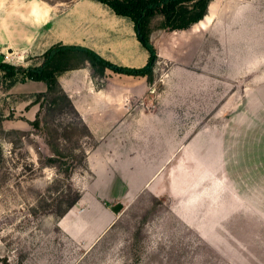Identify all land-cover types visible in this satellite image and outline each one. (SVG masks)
<instances>
[{
	"label": "rangeland",
	"instance_id": "1",
	"mask_svg": "<svg viewBox=\"0 0 264 264\" xmlns=\"http://www.w3.org/2000/svg\"><path fill=\"white\" fill-rule=\"evenodd\" d=\"M37 6L51 21L15 39ZM205 16L201 30L150 21L149 76L66 59L98 85L118 74L132 115L100 126L106 139L86 137L57 90L39 96L40 81L8 85L0 71V264H264V0H211ZM66 17L79 39L100 23L118 46L140 44L128 17L95 0H0V62L40 65L47 29ZM74 190L84 194L75 220L102 205L113 223L67 235L56 214Z\"/></svg>",
	"mask_w": 264,
	"mask_h": 264
},
{
	"label": "crops",
	"instance_id": "2",
	"mask_svg": "<svg viewBox=\"0 0 264 264\" xmlns=\"http://www.w3.org/2000/svg\"><path fill=\"white\" fill-rule=\"evenodd\" d=\"M20 10L26 11L25 7L20 8ZM29 11L30 15L25 20H20L18 28L15 29L14 38L17 40H23L28 31L35 28L36 30L41 29L51 21L49 19L52 13L44 6H37ZM102 26L99 23L98 27L84 29L82 38L79 39L75 35L72 17H66L61 22H53L51 27L47 29L45 40L50 44L44 51L58 43L64 45L75 44L87 47L105 60L117 65L118 52L125 56L122 58L125 62H120L119 65L141 67L147 62L148 52L140 44L138 46L128 44L118 46V36L115 37L116 39L114 38L115 41H112L111 38L107 39L108 37L105 38L100 29ZM9 50L11 49L9 48ZM104 73L106 83L103 85H98L93 81L91 69L85 66L64 71L57 77L61 89L69 98L82 123L87 126L92 135L95 134L101 139H106V136L100 133V126H104V128L118 126L119 119L129 118L132 115L129 106L125 104L124 97L118 95L121 93V90H118V74L106 71ZM35 83L44 85L42 82ZM91 155L87 152L85 162L87 167L93 171ZM83 196L82 193L78 202L61 217L59 222L60 228L70 237H91L92 234L95 235L96 229L97 232H102L114 221L112 212L102 205L95 206V208L97 207L96 215L90 209L87 214L88 217L76 218L75 220L73 215L77 206L83 200ZM105 201H108V199Z\"/></svg>",
	"mask_w": 264,
	"mask_h": 264
},
{
	"label": "trees",
	"instance_id": "3",
	"mask_svg": "<svg viewBox=\"0 0 264 264\" xmlns=\"http://www.w3.org/2000/svg\"><path fill=\"white\" fill-rule=\"evenodd\" d=\"M100 3L107 4L113 13L117 16L128 17L135 32V37L140 45L148 52V60L141 68H128L114 64L105 60L93 50L75 44H54L43 53V61L40 65L28 68L14 67L0 62V71L3 73V79L8 81V85H13L21 77L28 78L32 81H40L45 85V93L38 94L39 96H47L57 90L61 93L63 99L66 100L69 107L73 110L81 124L85 128V136L91 138L92 133L86 125L82 123L80 117L72 106L69 98L61 89L57 77L60 73L71 70L63 63L66 59L72 56H81L86 60L91 67L99 69V74L102 75L104 69H110L115 73H124L129 75H146L151 73V67L155 59V50L150 43V21L160 16L162 18L160 27L168 30H181L193 26V30H201L207 26L206 8L211 0H95ZM205 16L204 19H202ZM202 19V20H201ZM191 29V30H192ZM84 66H78L82 68ZM54 104V103H53ZM38 127V117L32 123ZM84 153L83 162L86 159ZM57 154V153H56ZM50 161H54L53 159ZM70 168V166H68ZM66 168V171L68 170ZM67 173V172H66ZM68 175V173H67ZM81 192L74 190L72 195L67 198L64 207L61 209L57 217L64 216L81 198Z\"/></svg>",
	"mask_w": 264,
	"mask_h": 264
},
{
	"label": "water",
	"instance_id": "4",
	"mask_svg": "<svg viewBox=\"0 0 264 264\" xmlns=\"http://www.w3.org/2000/svg\"><path fill=\"white\" fill-rule=\"evenodd\" d=\"M121 208V205L118 203V204H115L114 206L111 207V210L113 212H118V210Z\"/></svg>",
	"mask_w": 264,
	"mask_h": 264
}]
</instances>
